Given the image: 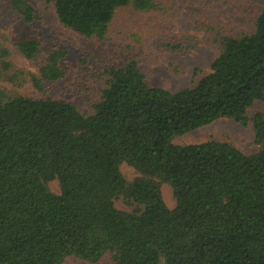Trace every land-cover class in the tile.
I'll use <instances>...</instances> for the list:
<instances>
[{"label":"trees","instance_id":"16d2710c","mask_svg":"<svg viewBox=\"0 0 264 264\" xmlns=\"http://www.w3.org/2000/svg\"><path fill=\"white\" fill-rule=\"evenodd\" d=\"M60 22L104 39L117 10L149 11L156 0H44ZM27 23L29 0H12ZM44 56L33 85L65 76L67 50L36 37L14 41ZM7 50L0 45V56ZM92 113L52 97L0 90V264H264V9L254 29L222 37L209 73L170 90L150 85L135 58L105 70ZM219 118L252 122L257 150L177 136ZM137 175L128 179L122 164ZM57 180L60 192L50 188ZM171 186L175 206L163 197ZM134 206L116 207L117 200Z\"/></svg>","mask_w":264,"mask_h":264},{"label":"rangeland","instance_id":"374dc122","mask_svg":"<svg viewBox=\"0 0 264 264\" xmlns=\"http://www.w3.org/2000/svg\"><path fill=\"white\" fill-rule=\"evenodd\" d=\"M38 10L32 23L24 21L12 0H0V45L7 50L0 56V90L8 95L52 97L76 103L85 113L93 112V105L101 97L107 68L125 65L135 58L150 85L170 90L195 84L211 70L219 55L222 37L226 34L249 33L264 0H156L157 7L149 11L132 6L117 10L104 39L89 38L64 26L53 3L29 0ZM36 37L46 44L67 50L63 59L64 77L44 82L36 88L31 75L38 73L44 56L29 59L15 46L14 41ZM264 114V100L256 101L248 109L252 118ZM210 139L230 141L244 152L257 150L252 122L242 125L231 118L214 122L177 136L174 143L185 145ZM123 173L133 179L137 172L122 164ZM52 191L59 193L57 180L50 182ZM166 204H176L172 188L161 186ZM116 207L132 211L134 206L123 200ZM62 264H86L69 258ZM93 264H114L110 255Z\"/></svg>","mask_w":264,"mask_h":264}]
</instances>
